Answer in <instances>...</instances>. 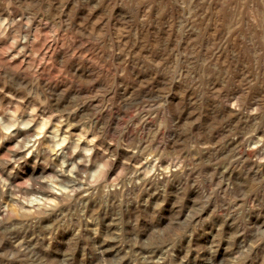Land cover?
Masks as SVG:
<instances>
[{"label": "rangeland", "instance_id": "374dc122", "mask_svg": "<svg viewBox=\"0 0 264 264\" xmlns=\"http://www.w3.org/2000/svg\"><path fill=\"white\" fill-rule=\"evenodd\" d=\"M109 1L112 5H105ZM158 1L140 0L144 15L127 12L124 3L130 0H0V18L6 20H0V26H7V30L0 27V170L10 159L6 147L15 146L8 137L14 124L7 121L11 116L19 121L29 109L43 114L45 120L51 117V122L53 115L74 113L70 130L81 132L82 138L74 135L67 142L80 138V144L90 143L87 148L94 149L79 151L81 156L76 153L86 161L83 172L69 165L59 180L52 173L60 169L59 161L43 154L45 138H40L38 147L33 146V138L21 145L23 152L27 149L31 154L22 152L24 158L11 169L17 186L0 183V264H264V1L227 0L224 20L218 19L214 0L211 4L199 0L201 9L195 0ZM140 20H146L148 32L141 34ZM165 29L169 37L164 41ZM212 33V44L207 46L204 39ZM16 41L28 47L20 48ZM48 44L50 48L44 49ZM57 49L67 51V57L54 55ZM79 55L92 66L110 71V80L94 78L87 67L70 61V57L80 60ZM14 66L21 73L16 79L7 73ZM38 70L44 75L39 76ZM40 77L43 81L47 77L48 88ZM46 124L48 128L50 122ZM36 155L39 165L35 166ZM41 166L47 168L44 174L39 173ZM32 199L33 203L27 202Z\"/></svg>", "mask_w": 264, "mask_h": 264}, {"label": "bare ground", "instance_id": "6f19581e", "mask_svg": "<svg viewBox=\"0 0 264 264\" xmlns=\"http://www.w3.org/2000/svg\"><path fill=\"white\" fill-rule=\"evenodd\" d=\"M105 1V0H104ZM113 1V0H112ZM126 1V0H125ZM159 1H161V0H159ZM158 1V2H159ZM163 1V0H162ZM207 1V0H206ZM215 2H214V8L216 9L217 8V10H216V15H217V17H218V19L220 18L221 20L223 19H225L227 16H228V9H227V0H214ZM243 1V0H242ZM253 1V0H252ZM262 1H264V0H262ZM124 2V1H123ZM139 2H140V0H130V2H125L124 4H127V12L129 13V14H131V12H133V11H135V12H139V13H141V14H144V9L140 6V4H139ZM152 2V1H151ZM167 2H168V0H166V3H165V1H164V4H167ZM173 2V1H172ZM180 2H181V0H180ZM179 2V3H180ZM188 2V1H187ZM195 3H196V5H198L199 4V0H195L194 1ZM202 2V1H201ZM204 2V1H203ZM210 2V4L212 3V0L211 1H209ZM234 2V1H233ZM238 2V1H237ZM122 3V2H121ZM141 3V2H140ZM147 3H148V1H147ZM160 3V2H159ZM182 3V2H181ZM205 3V2H204ZM236 3V2H235ZM243 3H244V1H243ZM243 3H242V5H243ZM253 3V2H252ZM256 3V2H255ZM99 4H101V3H99ZM103 4H105V3H103ZM102 4V5H103ZM146 4V3H145ZM144 4V5H145ZM151 4V3H150ZM152 4H153V2H152ZM188 4H189V2H188ZM206 4V3H205ZM249 4H251V3H249ZM105 5H107V6H111L112 5V2H108L107 4H105ZM119 5V4H118ZM185 5V4H184ZM187 5V4H186ZM190 5V4H189ZM192 5V4H191ZM200 5V4H199ZM199 5H198V7H199ZM202 5V4H201ZM234 5V4H233ZM255 5V4H254ZM257 5V4H256ZM86 6H87V4H86ZM143 6V5H142ZM145 6H147V5H145ZM162 6H164L163 4H162ZM161 6V7H162ZM232 6V5H231ZM248 6V5H247ZM124 7H126V6H124ZM165 7V6H164ZM172 7V6H171ZM192 7V6H191ZM194 7V6H193ZM203 7V6H202ZM229 7V6H228ZM232 7H234V6H232ZM252 7V5L250 6V8ZM112 8V7H111ZM154 8V7H153ZM155 8H157L158 9V7H155ZM175 8V7H174ZM189 8H190V6H189ZM196 8V7H195ZM200 8V7H199ZM206 8V7H205ZM242 8V7H241ZM107 9V8H106ZM126 9V8H125ZM147 9H149V8H147ZM160 9V8H159ZM164 9H166V8H164ZM176 9V8H175ZM191 9H193V8H191ZM201 9V8H200ZM255 9H256V6H255ZM11 10V9H10ZM12 10H14V9H12ZM78 10V9H77ZM111 10V9H110ZM122 10V9H121ZM154 10V9H153ZM162 10V9H161ZM170 10H172V9H170ZM199 10V9H198ZM232 10V9H231ZM230 10V11H231ZM234 10V9H233ZM239 10V9H238ZM80 11V10H79ZM119 11H120V9H119ZM169 11V10H168ZM180 11V10H179ZM192 11V10H191ZM196 11H197V8H196ZM229 11V12H230ZM236 11V10H235ZM250 11V10H249ZM77 12V11H76ZM82 12H83V10H82ZM111 12H112V10H111ZM114 12V11H113ZM116 12H118V11H116ZM121 12V11H120ZM120 12H118V13H120ZM160 12V11H159ZM172 12V11H171ZM198 12H200V10L198 11ZM202 12V11H201ZM241 12V11H240ZM1 13V12H0ZM7 13V12H6ZM177 13H179V12H177ZM206 13H207V11H206ZM246 13V12H245ZM259 13H261V12H259ZM262 13H264V8H262ZM11 14H14L13 12H11ZM87 14V13H86ZM138 14V13H137ZM147 14H148V12H147ZM164 14V13H163ZM172 14V13H171ZM181 14V13H180ZM192 14V13H191ZM202 14V13H201ZM230 14V13H229ZM242 14V13H241ZM250 14L252 15L253 13H251L250 12ZM257 14V13H256ZM255 14V15H256ZM5 15V14H4ZM59 15V14H58ZM78 15V14H77ZM123 15H125V14H123ZM145 15V14H144ZM167 15V14H166ZM209 15V14H208ZM235 15V14H234ZM244 15V14H243ZM2 16H3V14H2ZM6 16V15H5ZM4 16V17H5ZM75 16V15H74ZM91 16V15H90ZM104 16V15H103ZM120 16V15H119ZM161 16V15H160ZM172 16V15H171ZM187 16V15H186ZM190 16V15H189ZM195 16H196V14H195ZM200 16H202V15H200ZM210 16V15H209ZM208 16V17H209ZM213 16V15H212ZM8 17V16H7ZM57 17V16H56ZM123 17V16H122ZM126 17V16H125ZM158 17V16H157ZM191 17V16H190ZM199 17V16H198ZM211 17V16H210ZM245 17H246V14H245ZM257 17V16H256ZM10 18H11V16H10ZM38 18V17H37ZM134 18V17H133ZM159 18H161V17H159ZM179 18V17H178ZM214 18H215V16H214ZM244 18V17H243ZM259 18H261V17H259ZM3 19H5V18H3ZM12 19H13V17H12ZM60 19H62V18H60ZM70 19V18H69ZM177 19V18H176ZM193 19V18H192ZM196 19V18H195ZM206 19V18H205ZM217 19V18H216ZM250 19H252V18H250ZM254 19V21H255V17L253 18ZM0 20H2V18H0ZM14 20V19H13ZM64 20V19H63ZM83 20V19H82ZM123 20V19H122ZM125 20V19H124ZM167 20V19H166ZM173 20V19H172ZM214 20V19H213ZM231 20V19H230ZM259 20V19H258ZM12 21V20H11ZM15 21V20H14ZM62 21V20H61ZM65 21H67V20H65ZM141 21V20H140ZM146 20H143V21H141L140 22V26H139V30L141 31V34H142V32H148L149 31V27H148V25L146 24V22H145ZM153 21H154V25L155 26H153V27H157L158 26V21H157V19L156 18H154L153 19ZM165 21V20H164ZM193 22H194V20H192ZM191 21V22H192ZM208 21H210V20H208ZM228 21V20H227ZM232 21H234V19H232ZM236 21V20H235ZM234 21V22H235ZM244 21V20H243ZM253 21V22H254ZM2 23L4 22H6V20H2L1 21ZM72 22V21H71ZM70 22V23H71ZM166 22V21H165ZM169 22H171V21H169ZM176 22V21H175ZM199 22V21H198ZM226 22V21H225ZM1 23V24H2ZM11 23V22H10ZM37 22H35V24H36ZM63 23H65L64 21H63ZM102 23V22H101ZM112 23V22H111ZM118 23V22H117ZM124 23V22H123ZM148 23V22H147ZM152 23V22H151ZM197 23V22H196ZM195 23V24H196ZM204 23V22H203ZM216 23V22H215ZM229 23V22H228ZM259 23V22H258ZM7 24V23H6ZM14 24H18V23H14ZM35 24H32L33 26H35ZM73 24V23H72ZM167 24V23H166ZM193 24V23H192ZM214 24V23H213ZM3 25V24H2ZM1 25V26H2ZM9 25H13V21H12V24H9ZM37 25V24H36ZM40 25V24H39ZM66 25H68V22H67V24ZM90 25V24H89ZM93 25V24H92ZM95 25V24H94ZM117 25H119V24H117ZM122 25V24H121ZM121 25H120V27H121ZM134 25V24H133ZM157 25V26H156ZM168 25V24H167ZM173 25V24H172ZM200 25V24H199ZM259 25V24H258ZM0 26V27H1ZM3 26H5V24L3 25ZM24 26H26V25H24ZM38 26V25H37ZM40 26H42V25H40ZM77 26V25H76ZM91 26V25H90ZM124 26V25H123ZM192 26V25H191ZM195 26V25H194ZM203 25H201V27H202ZM204 26H207V25H204ZM209 26V25H208ZM237 26V25H236ZM235 26V27H236ZM242 26V25H241ZM261 26V25H260ZM7 26H5V28H6ZM10 27V26H9ZM27 27H28V25H27ZM95 27V26H94ZM165 27V26H164ZM188 27V26H187ZM186 27V28H187ZM197 27V26H196ZM196 27H195V29H196ZM200 27V26H199ZM238 27V26H237ZM11 28H14L13 26L11 27ZM18 28V27H17ZM35 28V27H34ZM96 28V27H95ZM94 28V29H95ZM134 28V27H133ZM168 28H169V26H168ZM193 28V27H192ZM204 28V27H203ZM202 28V29H203ZM210 28V27H209ZM228 28V27H227ZM247 28V27H246ZM256 28H258V27H256ZM262 28H264V27H262ZM2 29V28H1ZM15 29V28H14ZM22 29L24 30V27H22ZM40 29V28H39ZM39 29H38V27H37V30H36V33L39 31ZM102 29V28H101ZM117 29V28H116ZM123 29V28H122ZM152 29V28H151ZM162 29V28H161ZM170 29V28H169ZM169 29H165L162 33H161V36H162V34L164 35V41L166 40V39H168V37H169V33H168V30ZM188 29V28H187ZM187 29H186V31H187ZM199 29V28H198ZM207 29V28H206ZM211 29H213L212 31H214V32H216L215 30H214V28H212V26H211ZM217 29V28H216ZM231 29H232V27H231ZM234 29V28H233ZM259 29V28H258ZM5 30H7V28L5 29ZM4 30V31H5ZM10 30L11 29H9V32H10ZM13 30V29H12ZM32 30V29H31ZM35 30H34V32H35ZM129 30V29H128ZM210 30V29H209ZM244 30V29H243ZM243 30H241V31H243ZM246 30V29H245ZM3 31V32H4ZM15 31V30H14ZM13 31V32H14ZM27 31V30H26ZM44 31V30H43ZM45 31H46V29H45ZM90 31V30H89ZM94 31H96V29L94 30ZM121 31V30H120ZM125 31V30H124ZM159 31H160V28H159V30L158 29H156V35L158 36L159 34ZM175 31V30H174ZM178 31V30H177ZM199 31H201V30H199ZM232 31V30H231ZM253 31V30H252ZM260 31V30H259ZM17 32V31H16ZM23 32V31H22ZM21 32V33H22ZM47 32V31H46ZM51 32V31H50ZM50 32H48V33H50ZM90 32H92V31H90ZM123 32V31H122ZM128 32V31H127ZM133 31L131 30V32L130 33H132ZM204 32H205V29H204ZM209 32V31H208ZM222 33H223V31H221ZM237 32V31H236ZM235 32V33H236ZM11 33V32H10ZM32 33V32H31ZM40 33V32H39ZM39 33L37 34V35H39ZM168 33V34H167ZM174 33V32H173ZM187 33V32H186ZM217 33V32H216ZM220 33V32H219ZM4 34H7V37H8V33H7V31H6V33H4ZM16 34V33H15ZM30 34V33H29ZM28 34V35H29ZM89 34V33H88ZM94 33H92V35H93ZM96 34V33H95ZM119 34V33H118ZM146 34V33H145ZM191 34V33H190ZM193 34V33H192ZM230 34H232V33H230ZM256 34V33H255ZM12 35H14V33L12 34ZM12 35H11V38H14V37H12ZM34 35V38H35V34H33ZM43 35H46V33L45 34H43ZM84 35V34H83ZM99 35V34H98ZM205 35V34H204ZM253 35H254V33H253ZM261 35V34H260ZM262 35H264V34H262ZM3 36V35H2ZM6 36V35H5ZM5 36H4V38H5ZM17 36V35H16ZM18 36H19V34H18ZM29 36H31V35H29ZM46 36H48V35H46ZM46 36H44V37H46ZM51 36V35H50ZM118 36V35H117ZM186 36V35H185ZM189 36V35H188ZM207 36H209V35H207ZM233 36V35H232ZM231 36V37H232ZM252 36V35H251ZM6 37V38H7ZM26 37H28V36H26ZM33 37V36H32ZM53 37V36H52ZM55 37V36H54ZM60 37V39L61 40H63L62 39V37L63 36H59ZM88 37H90V36H88ZM194 37H196L195 35H194ZM214 37H215V35H214ZM218 37V39H219V36H217ZM216 37V38H217ZM262 37H264V36H262ZM34 38H31V39H33L34 40ZM50 38V37H49ZM65 38V37H64ZM79 38V37H78ZM77 38V39H78ZM121 38V37H120ZM128 38V37H127ZM188 38V37H187ZM191 38V37H190ZM203 38V37H202ZM256 38V37H255ZM10 39V38H9ZM28 39V38H27ZM36 39V38H35ZM66 39V38H65ZM118 39V38H117ZM122 39V38H121ZM120 39V40H121ZM136 39V38H135ZM144 39V38H143ZM159 39V38H158ZM176 39H177V37H176ZM189 39V38H188ZM192 39V38H191ZM212 39H213V33H212V35H211V37H207V38H205L204 40H205V44L208 46V44H212L211 42H212ZM217 39V40H218ZM237 39V38H236ZM242 39H244V37L243 38H241V40ZM37 40H39V39H37ZM41 40V39H40ZM44 40V39H43ZM41 40L43 43H44V41H46V40ZM47 40H49V39H47ZM71 40V39H70ZM72 40H74L73 38H72ZM129 40V39H128ZM139 40V39H138ZM179 40V39H178ZM203 40V39H202ZM226 40V39H225ZM240 40V41H241ZM251 40H254V37L251 39ZM56 42H57V40H55ZM133 41V40H132ZM140 41V40H139ZM152 41H153V39H152ZM151 41V42H152ZM185 41V40H184ZM199 41H201V38H200V40ZM229 41V40H228ZM239 41V40H238ZM239 41V42H240ZM29 42V41H28ZM54 42V41H53ZM67 42H69V41H67ZM71 42V41H70ZM121 42V41H120ZM130 42V41H129ZM128 42V43H129ZM179 42V41H178ZM204 42V41H203ZM214 42V41H213ZM236 42V41H235ZM234 42V43H235ZM238 42V43H239ZM247 42H248V40H247ZM262 42V41H261ZM3 43V42H2ZM79 43H81V42H78V44ZM102 43V42H101ZM117 43L119 44V42L117 41ZM127 43V44H128ZM153 43H155V42H153ZM157 43V42H156ZM160 43V42H159ZM169 43V42H168ZM198 43V42H197ZM257 43V42H256ZM256 43H255V45H256ZM15 44V43H14ZM16 44L20 47V48H25L27 45H26V43L24 42V41H16ZM31 44V43H30ZM34 44V43H33ZM37 44V43H36ZM47 44V43H46ZM50 44V43H49ZM45 45V48L44 49H49L50 48V45ZM123 44V43H122ZM125 44V43H124ZM126 44V45H127ZM167 44V43H166ZM229 44V43H228ZM236 44V43H235ZM246 44V43H245ZM4 45V44H3ZM29 45V44H28ZM60 45V44H59ZM66 44H64V48L63 49H66L65 46ZM72 45V44H71ZM74 45H76V44H74ZM83 46H84V44H82ZM97 44H95V46H96ZM156 45V44H155ZM158 45V44H157ZM219 45V44H218ZM240 45V44H239ZM241 45H242V43H241ZM254 45V44H253ZM252 45V46H253ZM261 45V44H260ZM259 45V46H260ZM2 46V45H1ZM31 46V48H32V45H30ZM52 46V45H51ZM83 46H81V47H83ZM103 46V45H102ZM161 46V45H160ZM163 46V45H162ZM179 46V45H178ZM178 46H177V48H178ZM211 46V45H210ZM229 46V45H228ZM248 46V45H247ZM28 47V46H27ZM37 47V46H36ZM40 47V46H39ZM69 47V46H68ZM71 47V46H70ZM69 47V48H70ZM74 47V46H73ZM72 47V48H73ZM86 47H90L89 46V44H88V46H86ZM86 47H85V49H86ZM93 47V46H92ZM105 47V46H104ZM125 47V46H124ZM168 47H171L170 45L168 46ZM167 47V48H168ZM174 47H175V45H174ZM198 48H200V44H199V46H197ZM211 47H213V46H211ZM233 47V46H232ZM232 47H231V49H232ZM238 47V46H237ZM249 47V46H248ZM257 47V46H256ZM55 48V47H54ZM74 48H76V47H74ZM80 48V47H79ZM97 48V47H96ZM106 48V47H105ZM121 48V47H120ZM129 48V47H128ZM163 48V47H162ZM196 48V47H195ZM208 48V47H207ZM215 48V47H214ZM213 48V49H214ZM233 48H236V47H233ZM239 48H240V46H239ZM255 48V47H254ZM71 49V48H70ZM81 49V48H80ZM89 50H90V48H88ZM117 49H119L118 47H117ZM129 49H131V48H129ZM164 49V48H163ZM170 49V48H169ZM185 49V48H184ZM197 49V48H196ZM249 49H252V48H249ZM259 49V48H258ZM5 50H6V48H5ZM28 50V52H29V49H27ZM26 50V51H27ZM69 50V49H68ZM89 50H88V52H89ZM104 50V49H103ZM233 50V49H232ZM235 50V49H234ZM245 50V47H244V49H243V51ZM248 50V49H247ZM261 50V49H260ZM262 50H264V49H262ZM3 51V50H2ZM18 51H20V50H18ZM91 51V50H90ZM121 51V50H120ZM136 51V50H135ZM207 51H209V50H207ZM212 51H215V49L214 50H212ZM226 51V50H225ZM237 51V50H236ZM243 51H242V53H243ZM249 51V50H248ZM4 52V51H3ZM23 52H25V51H23ZM31 52V51H30ZM68 52H70V51H68ZM102 52V51H101ZM161 52V51H160ZM160 52H158V53H160ZM184 52V51H183ZM189 52V51H188ZM199 52H200V50H199ZM205 52V51H204ZM255 52H256V50H255ZM17 53V52H16ZM22 53V52H21ZM40 53V52H39ZM49 53V52H48ZM54 55L56 54L57 56H59L61 59H63V58H65V57H67V55H68V53H67V51H65V50H54ZM98 53V52H97ZM110 53V52H109ZM109 53H108V55H109ZM121 53V52H120ZM157 53V54H158ZM170 53V52H169ZM207 53V52H206ZM226 53V52H225ZM235 53V52H234ZM241 53V54H242ZM251 53V52H250ZM42 54V53H41ZM52 54V53H51ZM106 54V53H105ZM144 54H146V53H144ZM151 54V53H150ZM154 54V53H153ZM156 54V53H155ZM176 54V53H175ZM213 54V53H212ZM244 54H245V51H244ZM14 55H16L15 53H14ZM17 55H20V52H19V54H17ZM26 55H28V54H26ZM77 55V54H76ZM163 55V54H162ZM167 55V54H166ZM165 55V56H166ZM205 55V54H204ZM216 55V54H215ZM219 55V54H218ZM239 55V54H238ZM254 55V54H253ZM252 55V56H253ZM25 56V55H24ZM29 56V55H28ZM80 56L81 55H79V58H80ZM90 56H92L91 54H90ZM110 56V55H109ZM115 56V55H114ZM118 56V55H117ZM120 56V55H119ZM148 56H149V54H148ZM151 56H152V54H151ZM174 56V55H173ZM223 56H225V55H223ZM235 56H236V54H235ZM246 56V55H245ZM245 56H244V58H245ZM255 56H256V54H255ZM11 57V56H10ZM14 57L15 56H13V59H14ZM84 57V56H83ZM86 57H87V55H86ZM146 57H147V55H146ZM146 57H145V59H146ZM154 57V56H153ZM213 57V56H212ZM227 57V56H226ZM243 57V56H242ZM254 57V56H253ZM260 57V56H259ZM31 58V57H30ZM42 58V57H41ZM46 58V57H45ZM90 58V57H89ZM89 58H87V60L89 59ZM93 58H95V57H91L90 59H92L93 60ZM148 58V57H147ZM149 58H151L150 56H149ZM214 58H216V56L214 57ZM218 58V57H217ZM243 58V59H244ZM247 58V57H246ZM245 58V59H246ZM32 59H33V57H32ZM109 59H111V58H109ZM155 59V58H154ZM156 59H157V57H156ZM230 59V58H229ZM257 59V58H256ZM255 59V60H256ZM30 60V59H29ZM49 61H50V59H48ZM95 60V59H94ZM93 60V61H94ZM124 60V59H123ZM122 60V61H123ZM161 60V59H160ZM163 60H165L164 58H163ZM214 60V59H213ZM212 60V61H213ZM215 60H217V59H215ZM220 60H222L221 58H220ZM225 60V59H224ZM231 60H233V59H231ZM261 60V59H260ZM22 62H23V60H21ZM21 61H17L16 63H19V65H20V63H21ZM25 61V60H24ZM70 61L71 62H75L76 64L77 63H80V64H82L83 66H85V67H87V70H88V73L92 76V77H94V78H96V77H99V76H102L105 80L104 81H109L110 80V71L108 72V71H102L100 68L101 67H99V68H96V67H94V66H92V62L89 64L87 61H85V60H81V58H80V60L79 59H75L74 57H70ZM96 62L95 63H97L98 61L97 60H95ZM100 61V60H99ZM111 61H112V59H111ZM131 61V60H130ZM154 61V60H153ZM152 61V62H153ZM201 61V60H200ZM236 61H238V60H236ZM262 61H264V60H262ZM12 62H14V61H12ZM25 62H28V60L27 61H25ZM30 62H34V61H30ZM38 62V61H37ZM51 62H53L52 60H51ZM66 62V61H65ZM69 62V61H68ZM103 62V61H102ZM149 62H151L150 60H149ZM151 62V63H152ZM158 62V60H156V63ZM162 62V61H161ZM216 62V61H215ZM229 62V61H228ZM228 62H226V63H228ZM257 62V61H256ZM15 63V62H14ZM39 63V62H38ZM112 63V62H111ZM110 63V64H111ZM115 63V62H114ZM113 63V64H114ZM153 63H155V61L153 62ZM224 63V62H223ZM255 63V62H254ZM6 64V63H5ZM4 64V65H5ZM8 64V63H7ZM12 64V63H11ZM11 64H9V65H11ZM23 64V63H22ZM21 64V65H22ZM28 64V63H27ZM32 64H34V63H32ZM79 64V65H80ZM121 64H124V63H121ZM131 64V63H130ZM147 64V63H146ZM209 64V63H208ZM214 64V63H213ZM212 64V65H213ZM222 64V63H221ZM235 64H237V63H235ZM234 64V65H235ZM18 65V66H19ZM35 65V64H34ZM38 65V64H37ZM78 65V66H79ZM94 65V64H93ZM100 65V64H99ZM98 64H96V66H99ZM134 65V64H133ZM155 65V64H154ZM211 65V66H212ZM216 66H219V62H218V64H215ZM8 66V65H7ZM13 66V65H12ZM27 66V65H26ZM25 66V67H26ZM54 66H56V65H54ZM82 66V67H83ZM102 66V65H101ZM107 66V65H106ZM112 66V65H111ZM130 66V65H129ZM153 66V65H152ZM157 66H159V65H157ZM236 66V65H235ZM5 67V66H4ZM11 67V66H10ZM23 67V66H22ZM29 67H31L30 65H29ZM57 67V66H56ZM69 67V66H68ZM72 67V66H71ZM102 67H104V66H102ZM109 67V66H108ZM107 67V68H108ZM121 67V66H120ZM138 67V66H137ZM149 67V66H148ZM154 67H156V66H154ZM232 67V66H231ZM234 67V66H233ZM28 68V67H27ZM26 68V69H27ZM77 68V67H76ZM80 68V67H79ZM111 68V67H110ZM162 68V67H161ZM166 68V67H165ZM236 68V67H235ZM38 69V68H37ZM51 69V68H50ZM60 69V68H59ZM71 69V68H70ZM82 69H84V68H82ZM154 69H156V68H154ZM158 69V68H157ZM164 69V68H163ZM202 69V68H201ZM223 69V68H222ZM240 69H242V68H240ZM9 71L7 72V73H9L10 74V76L11 77H14L15 79L18 77V76H20V71L18 70V69H16L15 70V66H14V68L13 69H8ZM21 70V69H20ZM25 70V69H24ZM33 70H35L34 69V66H33ZM58 70V69H57ZM62 70V69H61ZM74 70V69H73ZM132 70V69H131ZM162 70V69H161ZM3 71V70H2ZM45 71V70H44ZM85 71V70H84ZM119 71V70H118ZM125 71V70H124ZM156 71V70H155ZM154 71V72H155ZM168 71V70H167ZM219 71V70H218ZM225 71L226 72H228V70H227V68L225 69ZM230 71V70H229ZM243 71V70H242ZM241 71V72H242ZM29 72V71H28ZM38 72H39V70H38ZM50 72V71H49ZM81 72V71H80ZM120 72V71H119ZM121 72H123L122 70H121ZM162 72V71H161ZM25 73V72H24ZM40 73V72H39ZM44 73V72H43ZM43 73H40V75L39 76H41V75H44ZM47 73V72H46ZM78 73H79V71H78ZM81 73H83V72H81ZM124 73V72H123ZM127 73V72H126ZM156 73V72H155ZM164 73H165V71H164ZM232 73V72H231ZM236 73V72H235ZM243 73H244V71H243ZM2 74V73H1ZM0 74V75H1ZM4 74V73H3ZM9 74H7V75H9ZM27 74V73H26ZM29 74H30V72H29ZM33 74H34V71H33ZM114 74V73H113ZM112 74V75H113ZM133 74V73H132ZM157 74V73H156ZM161 74V73H160ZM25 75V74H24ZM52 75V74H51ZM58 75V74H57ZM77 75V74H76ZM86 75V74H85ZM118 75H119V73H118ZM126 75V74H125ZM164 75H166V74H164ZM238 75V74H237ZM246 75V74H245ZM244 75V76H245ZM6 76V75H5ZM22 76V75H21ZM28 76V75H27ZM90 76V77H91ZM128 76V75H127ZM224 76V75H223ZM43 77V76H42ZM48 77V76H47ZM47 77L45 78V80L47 79ZM82 77H83V75H82ZM89 77V78H90ZM91 77V78H92ZM112 77V76H111ZM122 77V75L120 76V78ZM125 77V76H124ZM165 77V76H164ZM221 77V76H220ZM235 77H236V75H235ZM32 78V80L34 79L33 77H31ZM36 78V77H35ZM84 78H86V76L84 77ZM91 78H90V80H91ZM128 78V77H127ZM166 78L168 79V77L166 76ZM229 78V77H228ZM244 78V77H243ZM20 79V78H19ZM27 79V78H26ZM49 79H51V78H49ZM166 79V80H167ZM175 79V78H174ZM238 79V78H237ZM240 79V78H239ZM28 80V79H27ZM38 80V79H37ZM36 80V81H37ZM40 80L42 81V83H44V86L46 87V88H48L49 87V83H48V80L47 81H43L42 80V78L40 77ZM39 80V81H40ZM52 80H54V78H52ZM85 80H87V79H85ZM173 80V79H172ZM226 81H227V79H225ZM233 80H235V79H233ZM21 81V80H20ZM30 81H31V79H30ZM113 81V80H112ZM111 81V82H112ZM176 81H179L178 79H176ZM240 81H241V79H240ZM244 81V80H243ZM55 82V81H54ZM80 82V81H79ZM83 82V81H82ZM87 82V81H86ZM91 82V81H90ZM110 82V83H111ZM120 82H122V81H120ZM128 81H126V83H127ZM166 83L167 82H169L168 80L167 81H165ZM231 82V81H230ZM33 83H35V81L33 82ZM53 83V82H52ZM51 83V84H52ZM71 83V82H70ZM78 83V82H77ZM92 83V82H91ZM226 83V82H225ZM232 83V82H231ZM242 83V82H241ZM79 84V83H78ZM82 84V83H81ZM103 84V83H102ZM109 84V83H108ZM35 85H37V84H35ZM54 85V84H53ZM69 85V84H68ZM97 85V84H96ZM122 85V84H121ZM170 85V84H169ZM176 85H177V83H176ZM229 85V84H228ZM244 85H246L245 83H244ZM2 86V85H1ZM4 86V85H3ZM60 86V85H59ZM102 86H104V85H102ZM105 86H107V85H105ZM104 86V87H105ZM114 86V85H113ZM179 86V85H178ZM233 86V85H232ZM235 86H237V85H235ZM234 86V87H235ZM45 87L43 88V89H45ZM52 87V86H51ZM67 87V86H66ZM70 87V86H69ZM73 87V86H72ZM97 87L99 88V86L97 85ZM109 87V86H108ZM87 88V87H86ZM176 88V87H175ZM215 88V87H214ZM238 88V87H237ZM7 89H9V88H7ZM20 89V88H19ZM66 89V88H65ZM76 89V88H75ZM105 89V88H104ZM217 89V88H216ZM215 89V90H216ZM244 88H242V90H243ZM2 90V89H1ZM26 90V89H25ZM54 90H55V88H54ZM60 90V89H59ZM62 90H64L63 88H62ZM84 90V89H83ZM86 90H88V89H86ZM221 90V89H220ZM250 90V89H249ZM12 91V90H11ZM66 91V90H65ZM79 91V90H78ZM176 91V90H175ZM238 91V90H237ZM241 91V90H240ZM246 91H247V89H246ZM251 91V90H250ZM4 92V91H3ZM7 92H9V90L8 91H6V93ZM15 92V91H14ZM60 92H61V90H60ZM63 92V91H62ZM76 92V91H75ZM80 92V91H79ZM213 92V91H212ZM215 92H217V90L215 91ZM40 93V92H39ZM78 93V92H77ZM218 93V92H217ZM228 93V92H227ZM243 93V92H242ZM8 94H12V93H8ZM19 94V93H18ZM94 94V93H93ZM131 94V93H130ZM214 94V93H213ZM219 94V93H218ZM221 94V93H220ZM223 94V93H222ZM244 94H246V92L244 93ZM14 95V94H13ZM20 95V94H19ZM52 95V94H51ZM83 95V94H82ZM91 95V94H90ZM173 95V94H172ZM17 96V95H16ZM20 96H22V95H20ZM77 96V95H76ZM84 96V95H83ZM231 96V95H230ZM245 96V95H244ZM250 96V95H249ZM85 97H88V96H85ZM217 97V96H216ZM222 97H225V96H222ZM241 97V96H240ZM55 98V97H54ZM53 98V99H54ZM103 98V97H102ZM230 98V97H229ZM237 98V97H236ZM29 99V98H28ZM31 99V98H30ZM165 99V98H164ZM170 99V98H169ZM172 99V98H171ZM27 100V99H26ZM25 100V101H26ZM57 100V99H56ZM225 100V99H224ZM32 100H30L29 102H31ZM58 101V100H57ZM90 101V100H89ZM95 101V100H94ZM10 102V101H9ZM16 102V101H15ZM27 102V101H26ZM33 102V101H32ZM50 102V101H49ZM100 102H102V100H100ZM166 102V101H165ZM225 102H227V100L225 101ZM93 103V102H92ZM97 103H98V101H97ZM224 103V102H223ZM222 103V104H223ZM17 104V103H16ZM27 103H25V105H26ZM32 104V103H31ZM35 104V103H34ZM52 104V103H51ZM55 104V103H54ZM67 104V103H66ZM90 104V103H89ZM225 104V103H224ZM20 105V104H19ZM48 105V104H47ZM56 105V104H55ZM88 105V104H87ZM92 105V104H91ZM90 105V106H91ZM17 106H18V104H17ZM71 106V105H70ZM78 106V105H77ZM82 106V105H81ZM101 106V105H100ZM20 107H22V105H20ZM19 107V108H20ZM29 107V106H28ZM37 107V106H36ZM42 107V106H41ZM60 107V106H59ZM76 107V106H75ZM80 107V106H79ZM96 107V106H95ZM166 107V106H165ZM227 107V106H226ZM23 108V107H22ZM25 108V107H24ZM35 108V107H34ZM60 108H62V107H60ZM97 108V107H96ZM163 108V107H162ZM8 109H10V108H8ZM13 109V108H12ZM51 109V108H50ZM52 109H53V106H52ZM51 109V110H52ZM65 109H67V108H65ZM72 109V108H71ZM7 110V109H6ZM5 109H4V111H6ZM15 110H16V108H15ZM17 110H20V109H17ZM16 110V111H17ZM40 110V109H39ZM42 110V109H41ZM43 110H44V107H43ZM47 110V109H46ZM63 110V109H62ZM69 110V109H68ZM76 110V109H75ZM163 110V109H162ZM10 111H13V110H10ZM50 111V110H49ZM56 111V110H55ZM64 111V110H63ZM77 111V110H76ZM7 113H8V111H6ZM5 112V113H6ZM41 112V111H40ZM74 112V111H73ZM167 112V111H166ZM164 113V112H163ZM15 114H16V112H15ZM73 114L74 113H67V112H65V113H62V114H56V115H53L52 117H54V119L52 120L53 122H51V117H49L48 118V120H45L44 118H42L43 116V114L42 115H40V114H38L37 113V110H35V109H29L28 111H26L24 114H22L21 116H20V120L19 121H17V119L14 117V116H11L9 119H8V123L10 124V125H13L14 126V128L11 130V134L8 136V137H12L13 138V141H15V143H14V145L15 146H12V147H6V151H8V153H9V155L7 154V152H6V154L8 155V156H10V159H7L6 160V162L4 161V160H2V161H4L3 162V164H4V167L2 168V170H0V183L1 184H3V185H6V186H17V184H15V180H14V176H13V174H12V172H11V169L12 168H14V166H15V164L19 161V160H21L22 158H24V155H23V153H27V149H26V152H23L22 151V148H21V145L22 144H24V142L26 143V141H28L30 138L32 139V141H33V146L35 147V146H37V145H39L40 144V142H41V140H40V138H45L46 139V141H47V146H45V148H44V152H43V154H48V155H51L52 157H53V159H55V160H57V161H59V164L61 165L60 166V169L58 170V171H55V172H53L52 171V173H54V175H55V177H63V176H66V174L64 175V171H63V169H64V167H66V166H69V165H71V166H73V167H75L76 169H80V171L82 170V168H83V166H84V163L86 162L85 161V159H84V157H82V158H80L79 156H76L77 154V152L79 153V151H81V152H83V154L84 153H88L89 151L91 152L92 150L94 151V149H93V147H89V148H87V146L90 144V143H88V144H86V142H85V144L87 145H85L84 146V144H80V142H81V140H80V138L77 140V141H75V143H68L67 141L69 140L68 138L69 137H71V136H74V135H76L77 137H81L82 136V134H81V132L79 133H73V131L72 130H70V126H71V124H70V119L71 118H73ZM167 114V113H166ZM1 115V114H0ZM3 115V114H2ZM168 115V114H167ZM166 115V116H167ZM19 116V115H18ZM47 116V115H46ZM170 116H171V114H170ZM7 118H8V116H7ZM47 118V117H46ZM78 118V117H77ZM81 118V117H80ZM79 118V119H80ZM166 118V117H165ZM1 119H3V118H1ZM76 119V118H75ZM74 119V120H75ZM78 120V119H77ZM94 120V119H93ZM106 120V119H105ZM47 122H50V124H49V127H50V129H48V128H46V126H47ZM101 122V121H100ZM83 123V122H82ZM109 123V122H108ZM96 124V123H95ZM102 124V123H101ZM13 126H11V127H13ZM82 126V125H81ZM98 126V125H97ZM90 127V126H89ZM8 128H10V127H8ZM44 128L46 129L45 131H44ZM72 128V127H71ZM92 128V127H91ZM95 128V127H94ZM47 130H49L48 132H47ZM88 130V129H87ZM75 131V130H74ZM83 131V130H82ZM1 132V131H0ZM4 132V131H3ZM45 132H47V134L45 135ZM84 132H85V130H84ZM262 133V132H261ZM5 135V134H4ZM41 135V136H40ZM260 136V135H259ZM258 136V137H259ZM96 137V136H95ZM255 137H257V136H255ZM261 137V136H260ZM82 138V137H81ZM99 138V137H98ZM87 139V138H86ZM260 139V138H259ZM258 140V139H257ZM1 141V140H0ZM43 141V140H42ZM84 141V140H83ZM82 141V142H83ZM102 141H103V139H102ZM101 141V142H102ZM259 141V140H258ZM4 142V141H3ZM6 142V141H5ZM9 142V141H8ZM34 142L36 143V144H34ZM90 142V141H89ZM13 143V142H12ZM31 143V142H30ZM29 143V144H30ZM45 143V142H44ZM84 143V142H83ZM110 143V142H109ZM95 144H96V141H95ZM112 144V143H111ZM235 144V143H234ZM4 145V144H3ZM16 145H18V146H16ZM25 145V144H24ZM97 145V144H96ZM128 145V144H127ZM53 146H55V147H53ZM89 146H91V144L89 145ZM93 146V145H92ZM105 146V145H104ZM4 147V146H3ZM22 147H23V145H22ZM38 147V146H37ZM98 147H100V148H102L100 145H98ZM107 147V146H106ZM109 147V146H108ZM5 148V147H4ZM104 148V147H103ZM29 149V148H28ZM90 149V150H89ZM110 150V149H109ZM113 150V149H112ZM29 151V150H28ZM85 151V152H84ZM96 151V150H95ZM98 151V150H97ZM101 151V150H100ZM103 151V150H102ZM106 151V150H105ZM108 151V150H107ZM106 151V152H107ZM111 151V150H110ZM23 152V153H22ZM104 152V151H103ZM2 153V152H1ZM28 153H30V152H28ZM27 153V154H28ZM37 153V152H36ZM95 153V152H94ZM31 154V153H30ZM80 154V153H79ZM98 154V153H97ZM102 154V153H101ZM103 154H105V153H103ZM109 154V153H108ZM3 155H5V154H3ZM82 154H80V156H81ZM93 155V154H92ZM30 156H32V155H30ZM93 156H95L94 157V159L96 158V156L97 155H93ZM106 156V155H105ZM5 157V156H4ZM89 157V156H88ZM8 158V157H7ZM93 158V157H92ZM106 158V157H105ZM107 158H108V156H107ZM1 159V158H0ZM29 159V158H28ZM88 159V158H87ZM90 159V158H89ZM93 159V160H94ZM1 161V160H0ZM33 161V160H32ZM54 161V160H53ZM95 161V160H94ZM106 161V160H105ZM24 162V161H23ZM55 162V161H54ZM34 163V165L36 166V165H39V162H38V156L36 155L35 156V161L33 162ZM32 163V164H33ZM108 163H110V162H108ZM18 164H19V162H18ZM17 164V165H18ZM22 164H20V166H21ZM87 165V164H86ZM106 165H107V163H106ZM33 166V165H32ZM47 166H48V164H47ZM16 167V166H15ZM17 167H19V165L17 166ZM1 168V167H0ZM51 168V167H50ZM56 168L57 167H55L54 169L56 170ZM17 169V168H16ZM46 167H44V166H41L40 168H39V173H43V172H46ZM86 169V168H85ZM163 169V168H162ZM166 170H167V168H166ZM22 171V170H21ZM50 171V170H49ZM66 171V170H65ZM164 171V170H163ZM23 172V171H22ZM32 172V171H31ZM68 172V171H67ZM79 172V171H78ZM81 172H83V170L81 171ZM16 173H18V172H16ZM51 173V174H52ZM162 173V171L160 172V174ZM165 173V172H164ZM170 173V172H169ZM30 174V173H29ZM44 174V173H43ZM72 174V173H71ZM37 175H39V174H37ZM41 175V174H40ZM47 175V174H46ZM73 175V174H72ZM138 175V174H137ZM16 176V175H15ZM69 176V175H68ZM143 176V175H142ZM154 176V175H153ZM161 176V175H160ZM14 177V178H13ZM17 177V176H16ZM38 177V176H37ZM40 177V176H39ZM42 177V176H41ZM70 177V176H69ZM147 177H149V176H147ZM166 177V176H165ZM18 178V177H17ZM35 178H36V176H35ZM53 177H51V179H52ZM146 178V177H145ZM37 179V178H36ZM38 179H40V178H38ZM44 179V178H43ZM43 179H41V180H43ZM50 179V177H49V180H51ZM68 179L69 178H67L66 179V181H68ZM45 180V179H44ZM59 180H60V178H59ZM58 180V181H59ZM62 180V179H61ZM36 181V180H35ZM38 181V180H37ZM52 181H53V179H52ZM51 181V183H53ZM64 181V180H63ZM34 182V181H33ZM35 183V182H34ZM38 183H40L39 181H38ZM42 183V182H41ZM45 186H47V183H46V181H45V183H43ZM55 184V183H54ZM19 185V184H18ZM21 185V184H20ZM30 185V184H29ZM38 185H40V184H38ZM34 186V185H33ZM45 186H44V188H45ZM62 186V185H61ZM31 187H32V185H31ZM49 187H50V185H49ZM49 187H46V191L49 193V194H53L50 190H49ZM3 188V187H2ZM1 188V190H3ZM14 188V187H13ZM18 188V187H17ZM29 188H30V186H29ZM33 188V187H32ZM40 188V187H39ZM48 188V189H47ZM53 188V187H52ZM51 188V189H52ZM21 190H23V189H21ZM41 190V189H40ZM58 190V189H57ZM63 190V189H62ZM20 191V190H19ZM64 191V190H63ZM16 192H18V191H16ZM37 192H39V191H37ZM54 192V191H53ZM65 192V191H64ZM63 192V193H64ZM20 193V192H19ZM19 193H17V194H19ZM22 193H24V192H22ZM71 193V192H70ZM7 194H8V192H7ZM38 194V193H37ZM45 194H47V193H45ZM14 195V194H13ZM12 195V196H13ZM11 196V197H12ZM15 196V195H14ZM30 197H31V195H29ZM16 197V196H15ZM33 197H34V195H33ZM50 197V196H49ZM52 197H54V194L52 195ZM23 198H25V197H23ZM55 198V197H54ZM15 199V198H14ZM25 199H27V198H25ZM30 199V198H29ZM28 199V200H29ZM34 199H35V197H34ZM46 199V198H45ZM68 199V198H67ZM88 199V198H87ZM11 200V199H10ZM21 200H22V198H21ZM24 200V199H23ZM50 200V199H49ZM52 200H53V198H52ZM51 200V201H52ZM17 201H18V199H17ZM45 201V200H44ZM43 201V202H44ZM5 202V201H4ZM8 202V201H7ZM21 202V201H20ZM27 202H30V203H33L34 201H33V199L31 200V201H27ZM77 202V201H76ZM13 203H15V200H14V202ZM29 203V205H31ZM50 203V202H49ZM62 203V202H61ZM92 203V202H91ZM35 205V204H34ZM33 204H32V206H34ZM100 205V204H99ZM5 206V205H4ZM9 206H10V204H9ZM23 206V205H22ZM41 206V205H40ZM6 207V206H5ZM11 207H12V204H11ZM18 207H21V205L20 206H18ZM24 207H26V206H24ZM36 208H37V206H35ZM34 207V208H35ZM8 208V207H7ZM13 208V207H12ZM11 208V209H12ZM15 208V207H14ZM33 208V207H32ZM47 208V207H46ZM10 209V208H9ZM16 209V208H15ZM99 209V208H98ZM25 210V209H24ZM37 210V209H36ZM40 210V209H39ZM49 210V209H48ZM27 211V210H26ZM33 211V210H32ZM57 211V210H56ZM13 211H10L9 213H12ZM24 212V211H23ZM49 212V211H48ZM3 213H5L6 214V212H3ZM15 213V212H14ZM14 213H12V215L14 214ZM26 213V212H25ZM2 214V213H1ZM35 214V213H34ZM28 215V214H27ZM37 215H39L38 213H37ZM2 216V215H1ZM6 216V215H5ZM4 216V217H5ZM9 216H10V214H9ZM46 216V215H45ZM0 218H3V217H0ZM2 220V219H1ZM39 224V223H38ZM4 225V224H3ZM1 227V226H0ZM112 236V235H111ZM26 241V240H25ZM23 242V241H22ZM29 243V242H28ZM28 249V248H27Z\"/></svg>", "mask_w": 264, "mask_h": 264}]
</instances>
